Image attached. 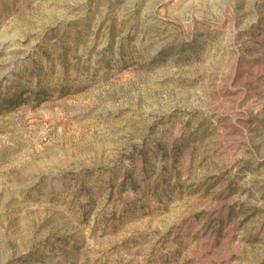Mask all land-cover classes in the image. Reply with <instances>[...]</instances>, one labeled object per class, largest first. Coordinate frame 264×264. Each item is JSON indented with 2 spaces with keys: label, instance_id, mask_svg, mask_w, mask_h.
<instances>
[{
  "label": "rangeland",
  "instance_id": "rangeland-1",
  "mask_svg": "<svg viewBox=\"0 0 264 264\" xmlns=\"http://www.w3.org/2000/svg\"><path fill=\"white\" fill-rule=\"evenodd\" d=\"M0 264H264V0H0Z\"/></svg>",
  "mask_w": 264,
  "mask_h": 264
}]
</instances>
